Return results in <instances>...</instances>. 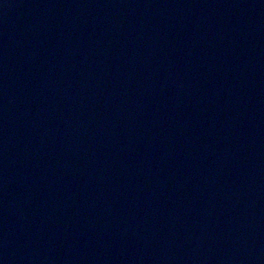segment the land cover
<instances>
[{
    "label": "water",
    "instance_id": "95a60500",
    "mask_svg": "<svg viewBox=\"0 0 264 264\" xmlns=\"http://www.w3.org/2000/svg\"><path fill=\"white\" fill-rule=\"evenodd\" d=\"M0 264H264V0H0Z\"/></svg>",
    "mask_w": 264,
    "mask_h": 264
}]
</instances>
